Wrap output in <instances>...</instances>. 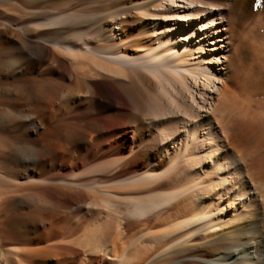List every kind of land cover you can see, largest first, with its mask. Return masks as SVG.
I'll use <instances>...</instances> for the list:
<instances>
[{"label":"bare ground","instance_id":"6f19581e","mask_svg":"<svg viewBox=\"0 0 264 264\" xmlns=\"http://www.w3.org/2000/svg\"><path fill=\"white\" fill-rule=\"evenodd\" d=\"M255 1L0 0L5 264L55 253L23 249L22 260L6 249L8 237L49 240L74 233L84 217L95 226L83 231L85 249L95 237L120 264H144L150 253L146 264H264V23L253 19ZM153 81L176 104L157 100L153 110ZM214 97L234 104L217 107L222 119L200 113L204 103L215 110ZM242 176L261 198L245 210L235 194ZM11 185L37 191L14 199L40 214H6ZM218 209L236 212L235 228L218 226L224 216L207 221ZM148 215L169 228L150 235L138 260L135 247L118 244V229L121 218ZM179 217L187 219L173 222ZM200 230L198 242H179ZM165 238L172 247L158 254Z\"/></svg>","mask_w":264,"mask_h":264},{"label":"rangeland","instance_id":"374dc122","mask_svg":"<svg viewBox=\"0 0 264 264\" xmlns=\"http://www.w3.org/2000/svg\"><path fill=\"white\" fill-rule=\"evenodd\" d=\"M257 2H259V0H257ZM257 2L255 1L253 3L252 13L256 17L257 16L258 17L256 18L254 16L255 18H253V19L254 20H257L258 19L259 20L258 21L259 23L260 22H263L264 23V21H263L264 20V16H263L264 9H262L260 7V4L257 3ZM255 3H257V4H255ZM6 8L9 9V7H7V5H6ZM9 11H11V10H9ZM260 31H261L260 34H264V28H261ZM236 42H237L236 39H234V43H236ZM153 84H154L153 85L154 89L152 87V90L151 91H148L149 96L152 97V99L150 101V104H152V109L153 110L154 109L155 110H159V108H160V107H158L160 105L158 103L159 101H157V100H160V103H162V105H164L166 107V109L169 108L167 106H170L171 107V105H173L174 103L176 104V101L175 100H176L177 97L175 96V94H170V93H169L170 95L167 94V93L165 94V92L162 91V89L159 86V84H157L155 81H153ZM137 86H139V87H137ZM141 86L142 85L139 82L136 84V87L137 88L135 87L136 88L135 91L137 90L139 92V93L135 92L136 95L138 94V95L141 96V91L142 92H145L146 91V89L143 88V87L141 88ZM143 89H145V90H143ZM232 90L236 92V90L233 87H232ZM159 91H161V92H159ZM153 95L156 96L157 98H155ZM195 97L197 99V96H194V98ZM238 98H239V96H238ZM220 99H222L223 101L220 100ZM241 99H238L239 101L238 100H236V101L241 102L242 101ZM152 100H154V101H152ZM212 100H213L212 102L215 104L216 108L218 106L221 107V103L224 102V101H225V104H227L226 106H229L230 105V107H231L232 105H234L232 103V101L230 102V100H228L227 98H221V97L215 98L214 97ZM173 101H175V102L173 103ZM142 102L144 103V101H142ZM171 102H172V104H171ZM145 103H146V101H145ZM225 104H222V105L225 106ZM235 104H237L236 107L239 106V104L237 102H235ZM208 105L209 104L204 103L203 106L205 107V109H204L205 111L204 112H200V113H202L204 115H208L211 120H215L216 118H219L221 115L222 116L220 117V119H222V117L224 118L223 112H222V114H220L221 111L219 110V113H218V108L219 107L217 108V110L215 108L216 112H215V110L213 112H211V105L210 106H208ZM144 107H145V109L148 108V107H146V105ZM155 107H157V108H155ZM219 109H221V108H219ZM209 113H210V115H209ZM162 122H164V121H162ZM166 158H167V156H166ZM82 167L85 168L86 165H83ZM82 167H81V169H83ZM170 172H172L171 174H173L174 171L172 170V171H169V173H168L169 180H171V179L173 180V178L171 177ZM241 178L239 180H241ZM243 180H244V182L243 183H239V186L236 187V189H235L236 190L235 194H238L236 198L238 200H240V203H238L240 210H245L246 207L248 205H251V204L252 205H257L258 204L259 205V203L261 201V198L259 197L260 195L258 193V189H255L254 188L255 187L254 183L251 184V181L247 180V178H245V177H243ZM172 184H173V181L170 182V185L171 186H172ZM13 187L14 186L11 185L10 186V189H9V193H11V195H10L11 198H10V201L7 204L6 208H5L6 209L5 210L6 211L5 213L6 214L7 213L8 214L15 213L16 214V213H27L28 212V213L32 214V212L37 211V212H34V215L35 214H38V213L40 214V211H39L38 208L32 207L33 208L32 209V208L29 207V208H26L25 209L24 204H21L20 202H16V200L14 199L15 197L17 199H19V198L28 199V197H34V198L36 197L37 198V197L40 196V194L37 191H29L28 189L25 190V189H22V188L20 189V187H18L20 189V191H19L18 188H15L14 189ZM162 188L163 187H160V188L156 187V189H154V190H157V191L159 190L161 192L164 191V190L167 191L166 188H163V189ZM168 188H169L168 190H170V187H168ZM10 190H12V191H10ZM13 191L16 192V193H14ZM19 192H21V193H19ZM15 203H17V204H15ZM194 203L197 204L196 206L198 208V201H195ZM22 205H23L24 208L22 207ZM28 210H30V211H28ZM162 210L160 209L161 212H164L165 207L162 208ZM205 211L207 212L209 210H205ZM246 212H247V210H246ZM260 212H261V209H260ZM152 215H155V214H152ZM152 215H148V216L141 217V218H132V217H130V218L127 217L126 218V217H124V218H121V220H120L121 225L119 226L120 228L118 229V231L121 230V232L119 231L118 233L121 234V238L119 239L118 244L119 245L121 244V246H125L126 244L129 243L128 244L129 245L128 247H130V246H132L133 248L135 247L136 248L135 249V252H136V254L139 257L138 260L143 257V255L145 254L144 251H147L146 249L149 248V246H150L149 244L152 241V239L150 238V235H152L154 233H159L163 229L165 230L166 228H169L168 227L169 226L168 224H167L168 226L166 225L164 227H161V226L156 225L155 224L156 219L154 218L155 216H152ZM235 215H236V212L231 213L230 215L225 216V213L220 212V209H218L217 211L212 212L210 215L207 214L206 216L208 218L207 221H209V220H211L213 218L219 217V216H222V217L224 216L223 217L224 219H222L221 221L217 222L218 223V226H219V224H223L224 223V224H227L228 225V229H229V228H235L236 225L238 224L237 223V220L232 221V219L235 217ZM3 216H4V213H1V211H0V218H2ZM81 218H83V217H81ZM83 219H84L85 222L87 221L86 222L87 224L84 223V221H83V223H84L83 226H80V228L78 230H76L74 233H70V234L68 233L70 236L68 234H64V233L58 234L57 231H54V233L51 232V236L52 237L49 240H46L47 238L44 237V234L37 237V233H35V232H32L30 234L27 233V237H25L24 234H21V236L12 235V237H10V238L8 237L7 238V243H6V246L7 247H6V249H13L14 251L17 250L18 253H21L19 250H23V249L36 250V249L44 248L45 246H50L51 251H53V252H55V253L58 254V256H57V254L55 255V253H54V255H52V254L45 255L44 254L43 256L45 258L43 259V261H41V260H39V258L41 256L36 255L35 256L36 259L34 257H30L27 260V257H26L27 255L26 254L23 255L21 253L19 255L20 256V259L27 260V261H22L21 264H28V263H32V264H55V263L56 264H61V263L62 264H120V262H121L120 257H115L114 258L111 255V253H110V251H112L110 249L111 248V244H108L107 246L106 245L103 246L104 244L97 242L96 241V238L93 237V236H92L93 237L92 239L90 238L89 241L87 240L89 243H91L90 244L91 246L90 247H87V249H85V246L82 245V243H83L82 238H83V235H84L83 233L86 232V230H89V231L92 230V228H95V226H93V222L89 220V217H84ZM185 219H187V218L179 217L178 219H175L173 222H181V221H183ZM89 221H90V223H88ZM218 226H216V227H218ZM193 227L194 226H192V228ZM213 228H214V226H213ZM44 229H46V225H45ZM210 229H212V228H209L208 230H210ZM199 232H201V233H199ZM12 234H14V233H12ZM97 234H99V233H96L94 236H97ZM203 234H204L203 231L200 230V231H197L195 235H192L189 238L187 237L188 235L187 236L185 235L186 237H184L181 240H179V242H181L182 244L185 243V244L191 245L194 242H198V240H201V238L203 237L201 235H203ZM62 235H65V236L62 237ZM167 240L169 241L170 239H166L165 238V239H163V241H160V243L157 245L158 246L157 247L158 248L157 249L158 250L157 253L159 252L158 254L164 253L166 250H170V247H172L171 245H169L167 243ZM62 247H66V248H62ZM167 247H168V249H167ZM0 250L2 251L3 250V247H0ZM16 253L14 252V254H16ZM8 256L10 258L15 257L11 253ZM151 257H152V254L150 253V255L148 254V258H146V259L149 261V259ZM15 258H17V257H15ZM32 258H34V259H32ZM147 260H144V264H146V262H148ZM0 261H1V264H5V258L3 257V255L0 257ZM134 261H136V260L135 259L134 260L132 259V260L128 261L127 263H121V264H136ZM196 264H198V263H196Z\"/></svg>","mask_w":264,"mask_h":264}]
</instances>
